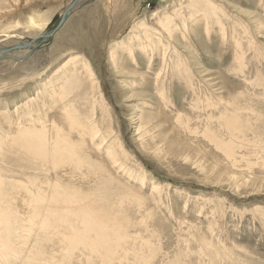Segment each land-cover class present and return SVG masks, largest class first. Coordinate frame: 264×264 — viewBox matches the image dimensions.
I'll list each match as a JSON object with an SVG mask.
<instances>
[{"label": "rangeland", "instance_id": "obj_1", "mask_svg": "<svg viewBox=\"0 0 264 264\" xmlns=\"http://www.w3.org/2000/svg\"><path fill=\"white\" fill-rule=\"evenodd\" d=\"M21 1L0 0L16 13L0 49L50 32L73 2ZM80 1L33 52L0 55V185L30 239L13 264L91 262L90 245L67 254L88 223L108 236L93 264H264V0ZM67 135L89 175L53 171Z\"/></svg>", "mask_w": 264, "mask_h": 264}, {"label": "bare ground", "instance_id": "obj_2", "mask_svg": "<svg viewBox=\"0 0 264 264\" xmlns=\"http://www.w3.org/2000/svg\"><path fill=\"white\" fill-rule=\"evenodd\" d=\"M24 3H23V5H22V10H26V9H30V7H28L29 6V4L33 1V0H22ZM21 1V2H22ZM39 1H44V3H48L50 0H39ZM192 1V0H191ZM79 0H77L75 3H74V5H73V7H72V9H70V10H68V7L73 3V2H71V4L69 5H67L66 6V8L64 9L65 11H64V13H65V19H64V22H65V20H66V18H67V16L70 14V13H72V12H74L77 8H78V6L80 5V3H81V1L79 2ZM208 0H193L192 2H191V7L193 8V9H196L197 11H199V10H201L202 8H206L207 6H208ZM28 5V6H27ZM35 5H33V7H34ZM198 7V8H197ZM117 11V10H116ZM118 12V11H117ZM120 12V11H119ZM121 13V12H120ZM16 16V13L15 12H13V11H7V10H4V11H1V8H0V20H7V19H9V18H12V17H15ZM62 16H63V14H62ZM62 16H60V17H62ZM112 16V15H111ZM113 17V16H112ZM61 19V18H60ZM168 20L169 19H166L165 20V25H163V27H168L169 26V24H170V22H168ZM60 21V20H59ZM63 22V23H64ZM59 23V22H58ZM66 24V23H65ZM58 25V24H57ZM63 25V24H62ZM62 25L58 28V29H56V30H54V32H53V30H51L50 32H48V33H44V34H41V35H39V36H42V35H46V34H51V36H49V37H52V35L56 32V31H58L61 27H62ZM65 26V25H64ZM39 36H37V38L39 37ZM49 37H47V38H49ZM36 38V37H35ZM46 38V39H47ZM34 45V44H33ZM36 45H38V43L36 44ZM34 46V47H36L37 48V46ZM32 48V47H31ZM26 49V48H25ZM115 51L114 50H111V53H110V55H114L115 53H114ZM8 53V52H7ZM6 54V53H5ZM5 54H0V55H5ZM115 64H116V62H115ZM231 93V92H230ZM68 111V110H67ZM144 118V117H143ZM146 118V119H145ZM144 119L147 121H150V120H152V116H148V117H145ZM72 124H73V126H74V129H75V125H76V121L75 120H73L72 121ZM143 125V124H142ZM231 126V125H230ZM229 130L231 131V132H235L236 131V129L234 128V125L233 126H231V127H229ZM73 128L71 129V131H70V133H73ZM69 133V134H70ZM238 134H240V132H237ZM21 137H23V136H21ZM64 137H62V138H60L59 140H60V144H62V145H65V146H67V150L65 151V150H63V149H59V152L57 153V155L56 156H54L53 157V159H52V167H53V171H55V170H57V169H61V168H64L65 166H67L66 165V163H67V160L69 161V162H71V163H74V164H76V170H85L86 171V169L84 168V166H86V163H84V161L81 159V157L77 154V151H80V144H78V143H75V142H72L73 140H72V138H71V136H68L67 135V137L66 138H64ZM153 140V139H152ZM141 141V140H140ZM59 143V142H58ZM152 143H154V142H151V144ZM156 144V143H155ZM154 144V145H155ZM153 146V145H152ZM227 146L228 145H223V150L226 152V150H227V152H226V155H228L227 153H229V158H233V147L229 144V150H228V148H227ZM173 147H175L176 149H178L180 152H181V149H182V146H181V148L179 147V146H173ZM186 148V147H185ZM187 149V148H186ZM179 157V156H178ZM228 158V157H227ZM54 159H56V160H54ZM86 173H87V175H89V172L88 171H86ZM73 190H75V193L77 192V190L76 189H73ZM14 193H16V189L15 190H13V189H11L10 188V193H8V192H6L5 190H4V186H1L0 185V260L2 259L3 260V262H4V264H7V263H9L10 262V260H11V264H13V259L14 258H16V259H19V258H21V257H19V255L20 254H22V252L26 249V247H27V245H28V243H29V237L28 236H18V233H17V230L14 228V224H13V222H12V219H11V217L13 216V215H15L16 214V211H14L13 209H12V205L14 204V203H16V201H15V197H12V195L14 194ZM84 198H82L81 199V202L83 203V204H85V205H87L88 204V201L85 199V198H87L88 196H83ZM21 200V199H20ZM23 200V199H22ZM10 201V202H9ZM5 202V203H4ZM8 203V204H7ZM23 205H24V207H25V209H26V212H29L30 213V216L28 217V219H27V221H28V223L32 226V227H34L35 226V224L34 223H31V220H34V219H36L37 218V212H36V209H37V207H35V208H31L29 205H27L25 202H24V200H23ZM68 205L70 206V208H72V206L68 203ZM69 206L67 207V211H68V209H69ZM90 207V206H89ZM91 208H93V209H91ZM7 209L9 210V209H11V210H13L15 213L12 215V214H8V212H7ZM89 210H91V216L92 217H94L96 214H98L100 211H102L98 206H96V205H94V204H92L91 205V207H90V209ZM68 213V215H69V213H70V211L69 212H67ZM54 217H56V215H55V212L54 211H50L49 209L46 211V213H45V219H44V221L42 222V224H44L46 221H48L49 219H51V218H54ZM63 217V216H62ZM61 217V218H62ZM60 218V219H61ZM7 219H8V221H7ZM112 226H113V228H118L119 227V224L115 221V220H111L110 222H109ZM12 227V229H11V232H8V231H6L7 230V228L8 227ZM67 226H69L70 228H72L73 229V226L71 225V222H70V220H69V218H68V216H67ZM16 227V226H15ZM91 227H93V224H89L88 223V226H86L85 227V230L83 231V232H76V231H74V233H72L70 236H69V244H70V247L67 249V254H71V253H74V251H76L78 248H77V243H79L81 246H82V248L84 249V250H86V249H89V245H90V250H89V253H90V257H91V262H88L87 261V264H93L94 263V260H95V255L96 254H100L101 255V253L99 252V250H97V249H95V247L97 246V243H99V244H101V243H103V242H105L106 240H105V238L106 237H108L107 235H104L102 232H100V233H97V235H95L94 233L95 232H93V230H92V228ZM89 228V229H88ZM121 228H123V226L121 227ZM3 230H4V232H5V235L3 234ZM110 229H106V231L105 232H108ZM1 232H2V234H1ZM114 232V231H113ZM91 234V237H89V235ZM113 234V233H112ZM84 235V236H83ZM80 237H81V240H80ZM15 239H20V241L18 242V244L20 245V246H18V247H15L16 246V242L14 241ZM96 242V243H95ZM38 246V245H37ZM36 252L39 254H41V252H40V250H38V249H36ZM108 253V252H107ZM107 257H109V256H107ZM48 259H50V258H48ZM70 259V258H69ZM32 260H35V261H38V259H37V257H32V254H27L24 258H23V260H22V262L23 263H25V264H31L33 261ZM57 264L58 263V261L57 260H50V261H47V262H45V264ZM60 264H64V263H60ZM81 264V263H80Z\"/></svg>", "mask_w": 264, "mask_h": 264}, {"label": "water", "instance_id": "obj_3", "mask_svg": "<svg viewBox=\"0 0 264 264\" xmlns=\"http://www.w3.org/2000/svg\"><path fill=\"white\" fill-rule=\"evenodd\" d=\"M76 1L77 0H73V3L68 7V10L72 9V7ZM64 16H65V13H63V16L61 17L57 27L54 30L58 29L63 24L64 19H65ZM54 30H53V32H54ZM49 36H51V34L42 35V36H39L38 38L36 37L32 41H29L27 44H17L13 47L0 49V54H5L7 52H11V51H15V50H21V49H25V48H30L35 41L43 42ZM36 46H38V45H36ZM30 49H31L30 52H33L36 49V47H32Z\"/></svg>", "mask_w": 264, "mask_h": 264}]
</instances>
